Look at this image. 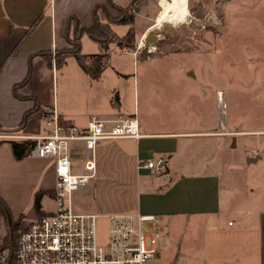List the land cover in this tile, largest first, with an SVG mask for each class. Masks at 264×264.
Wrapping results in <instances>:
<instances>
[{"label": "crops", "instance_id": "crops-1", "mask_svg": "<svg viewBox=\"0 0 264 264\" xmlns=\"http://www.w3.org/2000/svg\"><path fill=\"white\" fill-rule=\"evenodd\" d=\"M107 1L0 0V125L2 129H17L15 134H0V138L23 140L45 134L47 129L43 117L49 110L55 111L63 122L79 129L85 128L91 115L106 120L135 115L141 136L137 139L100 140L93 150L94 173L80 186L81 190L89 193L92 187L97 193L101 188L112 187L116 194L113 205L106 206L108 203H104L103 211L157 215L160 221L165 217H188L187 223L192 231H189L185 254L190 264H264V207L255 202L250 204L248 211L235 215L234 222L227 220L226 224H219L221 217H227L235 205L230 198L227 207L226 199L224 201L222 197V174L215 165L224 169V164L209 156L212 150L225 151L231 146L235 147L240 140L246 166L255 164L262 159L264 151H255L252 147L264 140V129L229 130L224 114V127L233 131L226 133L218 122L216 111L210 128H172L167 120L169 116L164 117L162 110L157 109L159 106L151 105L148 96L140 100L137 69L136 73L129 72L124 58L112 57L107 52L94 53L104 55L101 68H97V63L93 61L94 54L85 55L82 62L74 54L66 55L65 63L60 67L63 102L58 104L59 67H56L52 55L50 65L40 52L54 53L68 44L67 39L75 34L74 21L69 20L71 17H76L80 26H89L94 12L102 22L109 21L102 8L98 7ZM115 1L121 7H126L130 2ZM111 24L113 22H109L110 27ZM120 24L127 25L129 30L130 24ZM152 25L151 22L144 25L143 31L146 33ZM128 30L122 35L113 36V40L122 43L121 37L127 38L132 34ZM143 31L141 33L145 34ZM84 33L87 34L83 32L80 37ZM109 42L110 34L105 42L97 41L103 48H107ZM123 42L126 44L121 47H125L127 52L129 49V55L133 61H137L139 57L135 50H130L132 42L129 43L127 39ZM70 56H74L77 63H70L67 60ZM86 57L88 62H85ZM152 58L143 59L151 61ZM70 65L74 66L71 72ZM29 70L26 83L14 89V85L22 81ZM130 82L131 102L124 90L125 86H130ZM29 110L32 111L25 125L18 129L23 114ZM234 124L242 125V121L235 120ZM227 136L233 137L231 144L230 138L221 140ZM200 137L207 138L203 140L206 153L202 159L198 158L195 150L188 153V145L195 143L192 139ZM77 143L80 146L73 148ZM82 143L78 141L70 145L69 155L75 173L83 172L82 157L87 151ZM150 159L157 163L156 167L146 166ZM54 185L52 159L32 155L17 159L12 154L10 142H0V198L13 220L17 218L15 215L20 214V203L30 198L32 200L35 190L52 191V194H44L40 201L45 213L52 211L42 208V203L47 195L53 200ZM100 201L99 198L96 200V206ZM32 208L36 215L39 214L33 204ZM175 256L177 264V254Z\"/></svg>", "mask_w": 264, "mask_h": 264}, {"label": "rangeland", "instance_id": "rangeland-1", "mask_svg": "<svg viewBox=\"0 0 264 264\" xmlns=\"http://www.w3.org/2000/svg\"><path fill=\"white\" fill-rule=\"evenodd\" d=\"M138 4L137 11H133L135 20L128 30L127 25L116 22H119L123 14L127 16L129 11L121 12L119 10L121 6L115 0H108L101 7L104 16L109 20L103 23L109 25V22H113L107 48L99 46L97 41L90 39L84 33L79 39V52L84 55L107 52L112 57L124 58L129 72L136 73L137 69L140 100L148 96L151 105L159 106L157 109L162 110L164 117L169 116L167 120L170 121L172 128H210L216 111V92L222 91L227 129H264V0H188V14L183 21H165L157 27H151L154 33H158L161 41L146 56L140 54V49L137 50L136 45L143 34L141 33L143 26L150 22L155 23L160 8L158 0H140ZM99 21L102 23V20ZM126 30L132 34L127 38L121 37L122 43L119 45L113 40V36L122 35ZM123 38L129 43L132 42L131 46L129 44L130 50L136 51L139 57L137 61H133L128 53L129 49L127 52L125 47H121L125 43ZM132 38L135 40L133 41ZM73 41V38H70L68 44L59 51L65 50L63 55L73 54L75 48ZM51 55L54 57L55 51ZM146 57L153 58L151 61H146L143 59ZM67 60L70 63H77L74 56H70ZM88 60L86 57L85 62ZM73 69L74 66L70 65L69 71ZM124 90L127 91L128 100L131 102V82L130 86L124 87ZM61 92L59 67L57 69L59 105L63 102ZM142 116L144 117L143 114ZM235 120H241L242 125H235ZM229 138L231 144L232 136L221 140L226 141ZM205 139L207 138L192 139L195 143L188 145V153L195 150V153L199 154L198 158H205L206 152L203 149ZM237 139L239 140L240 137ZM259 143L252 148L255 151H264V140H260ZM79 144L77 143L73 148L80 146ZM209 156L216 158L221 165L224 164V169L215 165L221 170L219 172L217 169L219 174H222L221 184L224 185L221 186L222 197L224 201L226 199L227 207L230 198L235 205L234 210L227 217H221L219 224H226L227 220L234 222L235 215L248 211L250 204L255 202L264 207V156L259 162L246 166L240 140L235 147L231 146L225 151L212 150ZM209 156L207 157L210 158ZM91 182L92 179L89 184ZM115 196L112 187L101 188L97 193L92 187L89 193H85L79 187L70 194L71 208L74 212H91L98 215L96 227L97 240L100 244L105 240L109 225L106 216L116 214L112 211H103L102 205L104 203H108L106 206L113 205ZM98 198L101 201L96 206ZM31 201L30 198L20 203L19 207L22 209L20 214L15 216L17 218L21 216V223L30 221L34 215L36 216ZM42 208L54 209V202L50 196L43 197ZM0 216L1 243L7 232V224L1 213ZM187 221L188 217H165L160 221L164 231L157 237V256L151 258L147 264H169L175 254H177V264H190L185 253L188 248L189 231H192V228ZM130 224L132 227H137L136 217L130 221ZM143 230L151 231L145 224Z\"/></svg>", "mask_w": 264, "mask_h": 264}, {"label": "built area", "instance_id": "built-area-1", "mask_svg": "<svg viewBox=\"0 0 264 264\" xmlns=\"http://www.w3.org/2000/svg\"><path fill=\"white\" fill-rule=\"evenodd\" d=\"M143 34L136 45H144ZM136 53V51L134 52ZM222 91L216 92V116L224 127ZM47 132L32 137L35 145L30 155L54 161V209L37 214L20 225L13 254L0 249V264H147L157 256V237L164 231L157 215H107L108 228L105 240H97L98 217L95 213H77L71 208L70 194L84 185L93 175L95 160L93 150L100 140L139 138L135 115L102 119L91 115L84 129L63 122L53 110L43 117ZM226 133H233L225 128ZM82 141L87 154L82 157L81 173L72 170L69 147ZM146 166L157 163L150 159ZM136 217L137 227L130 221ZM146 225L151 231L143 230Z\"/></svg>", "mask_w": 264, "mask_h": 264}, {"label": "trees", "instance_id": "trees-1", "mask_svg": "<svg viewBox=\"0 0 264 264\" xmlns=\"http://www.w3.org/2000/svg\"><path fill=\"white\" fill-rule=\"evenodd\" d=\"M139 1L140 0H130V2L128 3V5L126 7H119V10L123 13L126 10L129 11V14L127 16H124V14H123V16L120 17L119 23L131 24L134 21V15H133L134 12L133 11H137ZM98 7H103V5H99ZM69 20L74 21V32H75V34L73 37V40H74L73 44H74L75 48L73 49V54L78 59V61L82 62L85 55L80 54V52H79V50H80V41H79L80 34L83 32H86L92 39L100 41V42H105L107 36L109 35V31H110L111 27L106 23H103V22L101 23L99 21L97 15L95 14V12L93 15V21L89 26H80L76 17H71ZM67 40L69 42L70 38H68ZM64 52H66V51L65 50L59 51V49L55 50L54 61H55L56 67H61L65 63L67 53L65 55H63ZM40 53L47 59L48 63L51 65V61H52L51 53L50 52H48V53L40 52ZM60 54H62L61 57H60ZM92 56L94 58L93 61H95L97 63V68H101L102 67L101 58L104 57V55L94 54ZM92 71L95 73V68H93ZM29 74H30V70L27 72L26 76L22 79V81L15 84L13 88L15 89L17 86L25 84L28 77H29ZM35 103H37L36 99H35ZM31 111L32 110L26 111L23 114L22 119L18 124V127H17L18 129L23 128V126L25 125L26 120L28 118V115ZM16 130L17 129H15V130L14 129H12V130L2 129V127L0 125V134H15ZM4 140H8L10 142L12 154L17 159H20L24 156L30 155L31 150L33 149V147L35 145V140L31 139V138H27V139H23V140H12V139L0 138V142L4 141ZM46 193L52 194V191L51 190H35L33 192L32 204H33L35 210L39 214L45 213L41 209L40 201H41L42 196ZM0 213L4 216V218L6 220V224L8 226V228L6 230L7 232L4 235L2 242L0 243V249L1 250L6 249L10 253V255H12L13 251H14L15 244H16V239H17V235L19 232V228L21 225V222H20L21 216H19L15 220H13L11 217L9 209L7 208V206L5 205V203L3 202V200L1 198H0Z\"/></svg>", "mask_w": 264, "mask_h": 264}, {"label": "bare ground", "instance_id": "bare-ground-1", "mask_svg": "<svg viewBox=\"0 0 264 264\" xmlns=\"http://www.w3.org/2000/svg\"><path fill=\"white\" fill-rule=\"evenodd\" d=\"M187 1L188 0H158L160 10L152 27H157L161 25V22L165 21H183L188 14Z\"/></svg>", "mask_w": 264, "mask_h": 264}, {"label": "water", "instance_id": "water-1", "mask_svg": "<svg viewBox=\"0 0 264 264\" xmlns=\"http://www.w3.org/2000/svg\"><path fill=\"white\" fill-rule=\"evenodd\" d=\"M160 41L161 38L159 37L158 33H154L152 28H149L145 33L144 45L140 48V54L142 56H146L150 54L154 50V48L159 45ZM175 261H176V256L173 257L170 264H175Z\"/></svg>", "mask_w": 264, "mask_h": 264}]
</instances>
